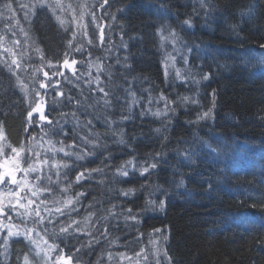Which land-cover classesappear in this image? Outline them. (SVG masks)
Returning <instances> with one entry per match:
<instances>
[{
	"label": "trees",
	"instance_id": "obj_1",
	"mask_svg": "<svg viewBox=\"0 0 264 264\" xmlns=\"http://www.w3.org/2000/svg\"><path fill=\"white\" fill-rule=\"evenodd\" d=\"M5 2L0 0V5ZM165 3L167 11L162 14L161 0H109L111 7L105 5L110 15L105 32L107 37L113 36L111 43L106 37L104 45L97 41L96 46H86L83 55L73 54L69 59L100 61L101 86L109 93L111 106L106 108L103 94L90 93L83 81L73 80L59 88L72 96L71 105H51L54 95L52 97V92L47 90L50 118L71 131L67 137L49 133L45 139L59 148L56 141L69 145L76 137L79 147V137L88 134L87 121L92 120L89 137L92 143L87 150L93 155L72 165L74 156L69 160L63 153H58L55 161L69 163L75 170L101 169L91 174H95L98 181L90 177L84 179L87 183L79 185L90 206L93 200L104 202L99 216H105L106 209L115 204L117 212L131 207L141 220L133 228L132 222L126 226L120 219L117 222L119 228L110 226L107 238H101V245L106 241L119 246H122L119 242L126 244L120 241L126 228L145 231V235L152 234L153 238L157 235L153 230L158 228L169 237L166 246L173 264H264V245L257 243L258 238L264 236V48L260 47L264 45V0H206L204 6L200 0H165ZM124 7L128 10L121 17L117 9ZM249 9L253 12L252 19L242 15ZM113 15L115 20L111 18ZM41 16L38 12L30 21L23 19L22 22L32 38V42L29 41L31 52L39 48L43 50L45 63L50 60L55 64L64 58L67 34L56 21ZM186 19L191 21L192 27L183 25ZM162 29L177 34V46L185 53V44L195 49L188 54L187 66L175 54V69L190 72L199 84L176 80L175 69L171 67L168 81H164L167 54L161 48L166 45L160 40ZM39 58L38 54V61ZM37 60L32 64L40 65ZM209 72L210 81L202 80V75ZM27 77L22 73L25 81ZM213 89L216 90L214 108ZM132 93L138 103L133 102ZM161 93L173 102L170 108H175V112L157 117L147 110L163 111L164 101L150 105L148 96L158 98ZM185 96L189 97L188 102L183 101ZM76 100L81 102L79 112L76 111ZM84 106H88L87 113L83 111ZM209 108H212L211 118L191 123L196 121L198 113ZM27 110L28 104L13 82L10 85L8 78H0V124L4 126L6 143L14 147L28 144L29 137L39 131L25 132ZM141 112L145 115L141 116ZM105 120L114 122L111 128ZM114 131L116 135H113ZM69 150L77 152V149ZM157 153H160L159 157ZM188 156L191 160L186 158ZM92 160L97 162L89 165ZM128 160L145 166L157 160L160 163L156 170H151V175L141 177L131 173L128 178L118 177L116 169ZM204 163L203 173L199 168L201 175L196 176V169ZM63 171L61 169L59 177L53 175L52 182L62 178ZM180 179L184 180L182 188L176 186ZM209 184L215 190L209 188ZM66 185L56 188L60 200L67 196L68 190L64 189L72 186ZM129 189L133 190L131 196L117 195L120 190ZM157 189H166L170 199L161 196ZM48 199L51 200L49 196ZM153 199L157 203L165 199L164 209L153 210L148 205ZM249 213L256 215L253 218ZM14 222L19 225L18 220ZM60 222L66 223L58 217L48 225V235L44 237L49 244H58L57 239L68 243L72 240L60 233ZM25 226L39 230L30 222ZM34 248L22 237H13L9 241L8 264H17V256L22 258L26 253L29 264H38L30 259L36 256L32 253ZM97 251L100 250H96L94 257L103 258ZM88 252L93 256L91 249ZM52 255L55 256V252ZM91 256L83 259L82 250L76 251L72 261L94 264L96 261H89Z\"/></svg>",
	"mask_w": 264,
	"mask_h": 264
},
{
	"label": "snow or ice",
	"instance_id": "obj_2",
	"mask_svg": "<svg viewBox=\"0 0 264 264\" xmlns=\"http://www.w3.org/2000/svg\"><path fill=\"white\" fill-rule=\"evenodd\" d=\"M202 6L205 5L206 0H200ZM15 4V7L13 6ZM104 5L109 4V0H104ZM89 5H76L75 7L71 4L65 5L62 3V0H35L34 3H23L22 0H6L3 5H0V16H3L4 12L9 13V26L5 29V35L0 36V65L7 70L9 76V82L15 80L16 85L19 86L21 91L24 93V98L28 97L29 92H31V99L28 100V110L25 116V132H28L31 129H38L36 136L29 137V143H21L19 147H14L10 143H6L7 136L4 134V126L0 124V264H8L9 259V241L13 237H22L30 245H34L35 248L33 251L39 250L43 252L45 256L46 264H72V255H65L64 250L59 247L58 244H49L44 236L48 235V225L53 224L58 217H66L67 222H60L62 226L59 231L61 234H64L65 238H77V233H80V221L72 218L73 213H79L80 198L84 197L86 194L84 192L77 193L74 198H68L67 200H51L49 201L48 196L52 194L54 187L52 184V176L56 175L57 177L61 174V169H63V175L65 178L68 177L69 173L73 170V166L77 161H82L86 157L93 155L92 152L87 150V147L92 141L90 140V135L92 134V120L87 121L88 134L79 137V147L77 145V138L73 137V143L69 145H64L63 141H56V144H59L60 147L57 148L53 144L51 147L43 149L41 151V146L46 142L45 138L49 137V133L53 135H64L68 136L69 131H66L63 126L60 125L59 121L54 123V120L50 118V105L46 102L45 97L48 95V92L45 91L43 95L41 91L37 90H51L54 93V98L51 101V105L57 104H69L73 103V98L71 95H66L62 90H58L60 87L59 80H53V77H64L68 83H72L75 80L77 83L83 81L84 84L88 86L89 92H99L103 94V103L104 106L110 107L111 101L108 99L109 93L105 91V88L102 85L100 76L102 75V65H95L97 70V75L95 77V87H93V78L91 76V68L93 65H89V73L87 78H85L84 73H78L77 64H83V61H78L77 59H69L74 53L84 54L86 51L85 40L87 46H95V42L98 40L99 45L105 44V26L98 23L100 18L95 16L94 12H89L87 9ZM22 11L24 13V20L29 21V18L35 15L40 10H49L51 15L55 18L58 25L64 30L67 34V48L64 52V58L62 63L58 61L59 67L54 65L50 60L45 63V55L43 50L36 48L35 51L39 54L40 57V68H32V71L28 73L30 81L33 85L31 89L28 88V84L25 82V79L22 78V73L27 72L26 65L31 66L32 57L26 55L24 44L20 39H12L11 37L16 36L17 29L20 32H23L25 37L28 36V33L20 25V21L16 18V10ZM128 10L127 7L118 8L117 12L123 16V14ZM161 13L167 11L165 0H161ZM63 14H70L71 20H66L63 17ZM242 15L247 16L248 19H252L253 12L251 9L247 13ZM85 16H90L91 19L85 23ZM113 20L116 19V16L111 17ZM15 20L16 23L13 26L11 21ZM75 25V27H73ZM92 27V33L89 35V27ZM183 25H187L189 28L192 27L190 20H184ZM109 26V30H110ZM98 31V36H97ZM123 39V35L121 36ZM161 41L170 40L173 45V52L183 61L184 65L189 64L188 54L195 51L194 48L188 47L185 44L183 47L187 50L185 53L177 46L178 36L174 31H170L168 36H164L163 33L160 34ZM109 43H111V37H108ZM126 47V45H125ZM264 48V45L260 46ZM90 55V53H89ZM119 63V61H117ZM176 56H173L169 53L164 60L165 66V77L169 76V67L175 69ZM47 67L52 70L51 75L48 71L43 72L45 81H39L38 73L44 68ZM67 70L72 75L71 77L65 76ZM129 71L131 69H128ZM190 72H183L181 69H175V79L180 80L184 83H196L199 84L200 81L196 80L194 77H191ZM211 73H204L202 75V80L210 81ZM133 97V102L138 103L135 100V94H131ZM212 107H215L216 102V90L213 89L212 93ZM56 97L63 98L62 100H57ZM164 101L163 111L157 110L155 112L151 111L149 108L147 111L151 112L154 116H167L168 112H175V108H170L171 100L165 96L164 93H161L158 98H154L149 94L148 104L159 103ZM184 102L189 101V97H183ZM192 103H197L195 100L191 101ZM99 103V101L97 102ZM76 111H81V102L79 100L75 101ZM51 110H54L52 108ZM83 111L87 113L88 106L83 107ZM67 115V114H62ZM72 115L75 117L76 113L73 112ZM141 116L145 115V112L140 113ZM212 108H209L207 111H203L197 114L195 123L201 120H206L211 118ZM95 119H99L95 117ZM127 119V117H125ZM67 121H65L66 123ZM104 123L111 128L112 121L105 120ZM159 131V129H157ZM117 133L114 131L113 135ZM96 139L99 140L100 136L97 135ZM120 143H124L123 140H120ZM33 144L36 146L33 147ZM96 145L93 143V147ZM69 149H77V152L70 151ZM58 153H63V156L69 160H72L73 156L75 157L72 160V165L69 163H61L55 161V156ZM178 155H183L178 153ZM157 157L160 156V153L156 154ZM191 160V156L186 157ZM160 161L152 162L147 164V166L137 163H134L133 160L126 161L125 164L121 165L116 169V175L118 177L128 178L130 173L138 172L141 177L145 174L151 175V170H156L159 166ZM131 166V168H129ZM55 169V171H53ZM101 169H91L90 171L85 169L80 171L76 175V181L80 182L81 180L91 177L92 172H98ZM175 175V173H174ZM126 182V181H125ZM175 183V181H173ZM178 188L184 186V180L180 179L176 184ZM209 188H213L211 184L208 185ZM68 189L65 188L64 191ZM161 196L170 199L169 192L161 189H157ZM133 194V190H120L117 194L122 197H129ZM243 195V194H242ZM251 199V197H249ZM148 205L153 210H163L165 207V199H160L159 202L155 199L150 200ZM91 207V206H89ZM118 206L113 204L111 208L106 209L107 216H98L96 223L91 225L93 230L87 232V235L90 237L87 243V247L90 249L93 247V244H100L101 238H107V235L110 230L118 229L119 224H111V220L119 221L123 219L125 225L127 226L129 222H132V227L136 228L141 220L137 213L133 212L131 207L126 209L121 208L119 212L116 211ZM255 207V204L253 205ZM94 213H90L91 217ZM251 217H255V213L248 214ZM19 221V225L14 221ZM31 223L39 228L38 231H34L31 228L26 227L27 223ZM97 225H100L99 227ZM23 226V227H22ZM101 228L103 230H101ZM43 233V235H42ZM153 233L157 234L153 238L152 234L149 238V244L151 247L145 249L141 247L139 251L133 253V255H128L125 252L117 253L115 256L113 253L109 252L107 258L109 261L118 260L119 264H124L127 261V264H173V257L169 254V248L166 246L169 240L168 235H165L161 232V229H154ZM143 236V233H139L137 236V243L139 242V237ZM41 242L43 247H41ZM63 242V240L61 241ZM257 243L264 245V236L258 238ZM47 249L48 252H44V249ZM80 249H77L79 252ZM55 252V256H51L48 253ZM17 264H29V254H24L21 258L17 256ZM97 264H103V260L99 259Z\"/></svg>",
	"mask_w": 264,
	"mask_h": 264
},
{
	"label": "bare ground",
	"instance_id": "obj_3",
	"mask_svg": "<svg viewBox=\"0 0 264 264\" xmlns=\"http://www.w3.org/2000/svg\"><path fill=\"white\" fill-rule=\"evenodd\" d=\"M38 12L40 13V15H42L41 16L42 19L43 18L44 19L50 18L52 21H55L54 17L51 14L50 15H43V14H45L44 10H40ZM38 12L36 14H38ZM22 25H24V24H22ZM26 28H27V26H26ZM163 30L164 29H162L161 31H163ZM62 31L64 32V30H62ZM31 39L32 38H29L28 41L32 42ZM33 45H34V43H33ZM160 53L162 55L164 54L163 52H160ZM59 62H62V61H59ZM218 63H221V62L219 61ZM26 68H27V72H25V74L28 75V73H30L32 71V68H38V64H32L31 67H27L26 66ZM1 69H2L3 72L6 71V69H4L3 66H1ZM43 72H44V69L41 70L38 73L39 81H43ZM64 72H65V76L71 77L72 74L70 72L68 73L67 70L64 71ZM53 80H59L60 81V87L59 88H61L62 86H64L65 84L68 83L64 79V77H59V76L53 77ZM26 81H30L29 76L27 77ZM51 95L53 97L54 93H52ZM52 97H51V99H52ZM139 126L141 127V125H139ZM96 162H97L96 160H92L89 165H93ZM205 167H206V164L205 163L202 164L201 166H199L196 169V174L195 175L198 176V174H199V176H200L201 173H203L201 171L204 170L203 168H205ZM129 168H131V166H129ZM199 168H200V172L201 173L198 171ZM80 171H83V169H81V168L79 170L73 169L69 173V175H68L67 178H65L63 176L62 178L57 179L55 182H52L53 187H54V190H53L52 193H56V188L59 185H61V184L66 185V183L72 185L71 187H67L68 193L66 192L67 193L66 198H68V197L74 198L77 193L84 192V190L79 185L80 184H83V183H87V182H85L84 180H81L80 182H77L76 181V175ZM134 173H137V175L140 176L138 172H134ZM130 176H131V173H130ZM91 179H93L95 181H98V178L96 179L95 174L91 175ZM85 198H86L85 196L80 198V205L78 206L79 207V213L81 211H82V213L80 215H79V213L78 214L77 213H73L72 214V218L80 221V227H81V230L82 231L80 233H77L76 234L77 235V238H75V239L71 238L72 240H69V243L66 242L65 240H63V242H61L62 239L61 240L60 239H57L58 240V244L64 250V254L66 256L67 255H72L74 252L77 251V249H80V251L82 250V252H83V259H85L86 256H91L90 253L88 252V250H90V248L87 247L88 240L90 239V237L87 235V232L90 231V230H93L91 228V225L94 224V223H96L97 217L99 216V213H101V210H103L104 202L103 201L98 202V201L93 200L92 201V206L89 207L90 204L88 202L87 203L85 202L86 201ZM90 213H94V215H92L90 217L89 216ZM105 216H107V214ZM61 219L62 220H65L67 222V218L66 217L61 216ZM116 223H117V221L111 220V224H116ZM139 233H143V236H140L139 237V242L137 243L136 241H137V236L139 235ZM145 234H146L145 231L141 232L140 230H130V228H126V229H124V233H122L121 236H120L122 240L119 239L120 241H125L126 244L124 242H119V244L122 245V246H119V245H114V243H112L111 241H106L102 245H101V243L98 244V245L93 244V247L91 248V254L93 256L89 257V261H96L94 264H97V262H98V260L100 258H95L94 257V254H96L95 253L96 250H100L99 252L98 251L97 252H98V254L99 253L103 254V258H101L103 260V264H106L107 262H109L110 264H119V261L118 260H115V259L112 260V261H109L108 258H107V254L109 252L113 253V255L114 254H117V253H120V252H125L128 255H133V253L136 252V251H139L141 247H144L145 249H149L151 247V245L149 244L150 235H148V234L145 235ZM115 243H118V242H115ZM100 246H101V248H100ZM74 250H76V251H74ZM32 253L34 255H36V256L30 257L31 261L33 260L34 262L41 263L43 257L40 256V254L37 253L36 251H32Z\"/></svg>",
	"mask_w": 264,
	"mask_h": 264
},
{
	"label": "rangeland",
	"instance_id": "obj_4",
	"mask_svg": "<svg viewBox=\"0 0 264 264\" xmlns=\"http://www.w3.org/2000/svg\"><path fill=\"white\" fill-rule=\"evenodd\" d=\"M23 3H34L35 0H22ZM2 3V1H1ZM62 3L65 4V5H69L71 4L72 6H76V5H89L90 7L87 9V11L89 12H94L95 13V16L99 18L100 16V21L98 20V23L106 26V22H108L109 24V19H110V15L109 13L105 10L106 7L105 5L103 7H101L102 3H104V0H62ZM3 5V4H1ZM15 7V5H14ZM46 13H48L49 15L51 14V12L49 10H44ZM16 18L21 21L20 22V25L25 29V31L28 33L27 31V28H26V24L23 23L22 21H24V13L22 11H19V9L16 10ZM9 13L7 12H4L3 16H0V20H2V23H3V26L0 27V36H4L5 35V29L9 26L8 22H9ZM99 15V16H98ZM34 17L31 16L29 18V21ZM64 19L66 20H71V15L70 14H63V17ZM55 19V18H54ZM91 19L90 16H85V23H87L89 20ZM56 21V20H55ZM28 22V21H27ZM12 25L14 26L16 21L15 20H12L11 21ZM24 24V25H22ZM73 27H75V25H73ZM92 27H94V25L90 26L88 31H89V35H91L92 33ZM108 27V25H107ZM163 35L164 36H168L169 34V30H166L164 29L162 31ZM98 31H97V36H98ZM105 36L107 37L108 34L107 32H105ZM111 39H112V35H110ZM12 39H20L23 44H24V49H25V52H26V55H30L32 57V63L34 60H37L38 58V54L37 52H31V44L29 43V38H31L29 35L27 37H25L24 33L23 32H20L18 29H17V32H16V36L15 37H11ZM108 38V37H107ZM161 40V39H160ZM98 41V40H97ZM97 41L95 42V46L97 44ZM166 43V45H162V50L168 55L169 53H171L173 56H175L176 53L172 52V45L171 44V41L170 40H165L164 41ZM87 46V43H86V40H85V47ZM89 47H93V46H89ZM108 49H110L109 47H107ZM75 56L78 54V53H74ZM238 55V54H237ZM105 56L109 57V54H105ZM72 57V56H71ZM70 58V57H69ZM40 59V58H39ZM78 61H80V59H77ZM31 63V65H32ZM38 63H40V61H38ZM57 67H59V64L57 62H54ZM62 63V62H61ZM93 65V67L91 68V76L93 78V84H95V77L97 75V70H96V67L95 65H101L100 61L97 62L96 60H87V61H84L83 64H80L78 63L77 64V69H78V73H84L85 74V78H87L88 76V73H89V65ZM27 67H31V66H28L26 65ZM41 67V65L38 64V68ZM44 71H48L49 73L52 72L51 69L47 68V67H44L43 68ZM42 69V70H43ZM62 71H66V70H63L61 69ZM111 73V71L109 72ZM9 76L7 70L6 71H2V69L0 68V78L2 79H7ZM164 78V81H168L166 80V77L163 76ZM171 79H174V77L172 76ZM43 81H45V78L43 76ZM13 82V85H15V88L20 92V94L22 95L23 99L26 100L27 104H28V100L31 99V92H29L28 94V97L27 98H24V93L21 91V89L19 88V86L16 85V82L15 80L12 81ZM27 84H28V88L31 89L33 87L32 83L30 81H25ZM46 82V81H45ZM37 87V90L41 91V94L43 95V93L47 90H41V89H38V84L36 85ZM45 100L46 102L48 103V98L47 96L45 97ZM80 132V131H79ZM78 133V131H77ZM81 133V132H80ZM36 136V135H35ZM45 143H48L47 145H45V143L41 146V151H43V149H46V148H49L53 145V143L49 140V139H45ZM0 143H3V142H0ZM36 145L33 144V147H35ZM49 198H51V200H60L61 196L59 194L56 195V193H52L51 195H49ZM70 198V197H68ZM67 198V199H68ZM72 198V197H71ZM66 197H65V200H67ZM49 200V201H51ZM44 239H46L48 241V239L46 237H44ZM49 243V242H48ZM41 247H43V244L41 242ZM37 253L40 254V256L43 257V261L41 263H38V264H46V261H45V256H44V253L43 252H39V250H36ZM44 252H48V250L45 248L44 249ZM42 254V255H41ZM49 255L53 256L52 255V252L51 253H48ZM116 255V254H115ZM54 257V256H53ZM72 264H83L82 262H73L72 261ZM124 264H127V261L124 262Z\"/></svg>",
	"mask_w": 264,
	"mask_h": 264
}]
</instances>
